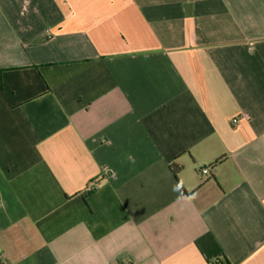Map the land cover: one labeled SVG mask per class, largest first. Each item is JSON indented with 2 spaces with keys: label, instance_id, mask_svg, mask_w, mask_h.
I'll return each mask as SVG.
<instances>
[{
  "label": "crops",
  "instance_id": "crops-1",
  "mask_svg": "<svg viewBox=\"0 0 264 264\" xmlns=\"http://www.w3.org/2000/svg\"><path fill=\"white\" fill-rule=\"evenodd\" d=\"M0 260L264 264V0H0Z\"/></svg>",
  "mask_w": 264,
  "mask_h": 264
},
{
  "label": "built area",
  "instance_id": "built-area-1",
  "mask_svg": "<svg viewBox=\"0 0 264 264\" xmlns=\"http://www.w3.org/2000/svg\"><path fill=\"white\" fill-rule=\"evenodd\" d=\"M242 117H249L248 113H243V115H241ZM240 120V116L235 117L233 119V122H238ZM209 168L208 167H203L200 169L199 173L200 175H204V174H209ZM0 264H11L9 261L7 260H0Z\"/></svg>",
  "mask_w": 264,
  "mask_h": 264
},
{
  "label": "trees",
  "instance_id": "trees-1",
  "mask_svg": "<svg viewBox=\"0 0 264 264\" xmlns=\"http://www.w3.org/2000/svg\"><path fill=\"white\" fill-rule=\"evenodd\" d=\"M172 167H173L175 175H177V173L182 169L183 165L175 163V164H173Z\"/></svg>",
  "mask_w": 264,
  "mask_h": 264
}]
</instances>
